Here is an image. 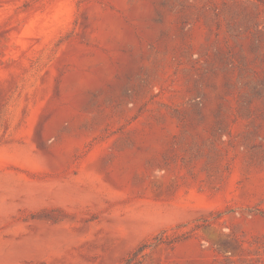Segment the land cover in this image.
Segmentation results:
<instances>
[{
	"label": "rangeland",
	"instance_id": "obj_1",
	"mask_svg": "<svg viewBox=\"0 0 264 264\" xmlns=\"http://www.w3.org/2000/svg\"><path fill=\"white\" fill-rule=\"evenodd\" d=\"M0 264H264V0H0Z\"/></svg>",
	"mask_w": 264,
	"mask_h": 264
}]
</instances>
